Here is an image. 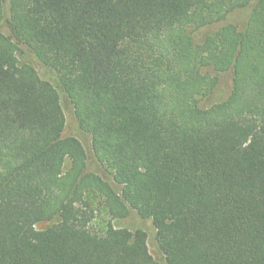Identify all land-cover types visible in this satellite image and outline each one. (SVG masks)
Listing matches in <instances>:
<instances>
[{"label":"trees","instance_id":"trees-1","mask_svg":"<svg viewBox=\"0 0 264 264\" xmlns=\"http://www.w3.org/2000/svg\"><path fill=\"white\" fill-rule=\"evenodd\" d=\"M248 6L243 31L195 41ZM3 22L0 264H159L144 230L113 225L131 212L164 264H264V0H0ZM228 71L227 99L200 107ZM59 90L112 182L64 136Z\"/></svg>","mask_w":264,"mask_h":264},{"label":"rangeland","instance_id":"rangeland-1","mask_svg":"<svg viewBox=\"0 0 264 264\" xmlns=\"http://www.w3.org/2000/svg\"><path fill=\"white\" fill-rule=\"evenodd\" d=\"M251 7H245L242 9H237L232 11L231 13L227 14L226 17L221 20L217 21L209 26L201 28L195 31V41L197 43L203 42L206 38L214 36L221 28L225 26H234L239 32L243 31L246 27L249 14H250ZM5 20H6V11H5ZM0 31L4 34H8V29L6 27V23L3 22L0 26ZM17 59L20 65L28 64L31 65L38 73V75L47 81L52 82L55 84L54 77L55 72L40 64L31 51L23 46L20 45L18 52H17ZM218 83L213 92L207 96L206 98H202L199 100V106L202 108L209 107L211 105L220 103L227 99L230 94L231 86H232V74L231 72H224L217 74ZM59 89V88H58ZM60 98H61V105L62 109L65 114L66 118V127L64 131V136H74L84 146L87 154H88V170L97 172L102 178L112 182V173L106 168H101L99 165H96L95 161L92 158V150H91V137L82 131L79 130L77 126V122L73 116L72 106L70 105L67 97L63 94L62 91L59 90ZM71 163L68 159L65 160L63 165V172H66L70 169ZM95 207L97 208L94 218L90 223V230L101 234L105 231L107 222L109 221V217L106 214L102 204H98V201H94ZM50 224L42 223L38 225L37 229H44L48 227ZM113 225L115 227H123L130 231H135L137 229H142L146 232L148 241L147 246L150 255L153 259L159 263L164 264V257L158 251L155 242V230L151 224L150 220H143L140 219L134 212H131L129 216L124 220H115L113 221Z\"/></svg>","mask_w":264,"mask_h":264}]
</instances>
